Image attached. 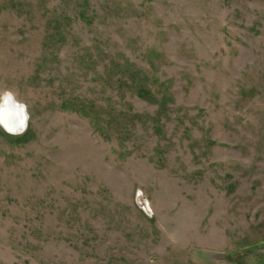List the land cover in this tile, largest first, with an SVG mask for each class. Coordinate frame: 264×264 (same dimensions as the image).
<instances>
[{"label":"rangeland","instance_id":"1","mask_svg":"<svg viewBox=\"0 0 264 264\" xmlns=\"http://www.w3.org/2000/svg\"><path fill=\"white\" fill-rule=\"evenodd\" d=\"M0 264H264V0H0Z\"/></svg>","mask_w":264,"mask_h":264},{"label":"bare ground","instance_id":"2","mask_svg":"<svg viewBox=\"0 0 264 264\" xmlns=\"http://www.w3.org/2000/svg\"><path fill=\"white\" fill-rule=\"evenodd\" d=\"M3 104V109L0 111V123L6 129V132L16 134L20 130L19 128L27 123L28 115L26 108L18 104L10 95L4 97Z\"/></svg>","mask_w":264,"mask_h":264},{"label":"water","instance_id":"3","mask_svg":"<svg viewBox=\"0 0 264 264\" xmlns=\"http://www.w3.org/2000/svg\"><path fill=\"white\" fill-rule=\"evenodd\" d=\"M3 106H4V104L0 103V111L3 109ZM27 124H28V118H27V123L24 126L20 127L19 128L20 130H18V132L16 134H12V133H10L8 131H7V133L11 134V135H20L27 129V126H28ZM0 126L4 129V127L1 125V123H0ZM4 130H6V129H4ZM21 131H22V133H20Z\"/></svg>","mask_w":264,"mask_h":264},{"label":"trees","instance_id":"4","mask_svg":"<svg viewBox=\"0 0 264 264\" xmlns=\"http://www.w3.org/2000/svg\"><path fill=\"white\" fill-rule=\"evenodd\" d=\"M28 129V128H27ZM27 131V130H26ZM26 131L23 133V134H21V135H13V136H22V135H24V134H26Z\"/></svg>","mask_w":264,"mask_h":264}]
</instances>
